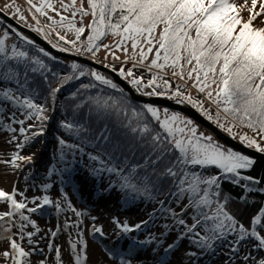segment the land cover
I'll return each mask as SVG.
<instances>
[{
  "label": "snow or ice",
  "instance_id": "obj_1",
  "mask_svg": "<svg viewBox=\"0 0 264 264\" xmlns=\"http://www.w3.org/2000/svg\"><path fill=\"white\" fill-rule=\"evenodd\" d=\"M26 3L36 27L27 24V18L15 0H11L5 8H14L13 15L42 34L53 48L62 52L75 51L111 67L144 96L164 97L177 104L191 105L233 139L238 138L246 148L264 154V0H87V7L85 0H79V4L77 0H26ZM86 16L92 17L87 26L83 24ZM41 17L45 18L43 25ZM12 30V25H8L0 35V66L4 69L0 80H15L17 88H3L0 98L14 105L15 110L0 102V130L12 133L8 143H14L16 150L8 159H0V164L11 166L15 172L33 160V155H22L19 149L43 135V122L50 119L47 106L37 103L33 90L28 87L30 73L42 76L53 99L64 84L85 75L112 89H117V85L98 70L86 72L75 62L70 65L72 74L61 76L39 56H29L27 51L18 50L15 44L9 50L6 41ZM60 30L65 34L61 35ZM53 31L56 42L50 38ZM86 32V40H82ZM68 33H73L74 39H67ZM109 34L117 39L111 44L103 43L102 38ZM15 35L34 44L18 29ZM101 50L107 55L103 60H97V53ZM38 51L46 57L50 56L44 48ZM118 51L123 54V59L117 55ZM108 56L113 61H120L119 69L105 63ZM50 58L56 59L54 56ZM13 60L25 67L15 70L9 66ZM127 64L131 67L125 68ZM187 66L190 67L185 73ZM169 68L172 69L170 75ZM138 69L146 71L149 78L145 79L143 74L136 75ZM49 76L60 82L52 87ZM173 79L181 83L173 86ZM189 81H192L191 87L203 94V98H194L187 91ZM81 87L87 89L96 85ZM119 91L123 92V89ZM72 95L75 97L76 93ZM206 102L209 107H205ZM81 106L78 104L76 108ZM88 106V120L93 116L98 121L115 116L124 136L123 139L113 140L105 123L94 136L92 147L96 154H87L90 160L101 165L93 169L92 175L107 172L118 178L102 187V193L118 187L133 199L144 196L154 200L152 192L155 186L151 183V176H156L158 181L172 178L177 191H169L168 195H176L177 201L185 192L189 193L187 203L181 204L179 212L165 207L167 201L161 199L156 200L157 207L148 214V219L134 225L113 218L122 233L141 230L150 222L155 224L158 212L166 213L165 220L170 219L171 223L160 225L162 230L159 235L149 233L145 241H139L141 244L155 242L159 245L163 255L159 257L158 264H172L168 254L177 247L176 241L184 240L201 253L213 251L217 243L226 242L231 264H235L236 260L240 264H264V202L245 224L230 211V198L220 191L221 180L229 179L249 195L264 194V178L241 171L254 168L255 157L221 144L212 135L199 131V126L192 119L170 112L167 108L162 114L158 107L145 103L137 110L126 106L122 100L99 95L89 97ZM27 121L33 122L25 127ZM61 127L69 137H79L88 131L86 123H80L75 118L62 121ZM18 134H23V138ZM58 143L62 149L67 146L83 151L78 143H68L64 137H60ZM137 153L139 160L130 163V160H136ZM166 159L165 166L157 171ZM189 165H214L220 173L204 177L196 172L189 173ZM201 185L204 187L201 188ZM50 187V184L43 185L44 189ZM26 192L27 189L21 191L15 183L11 191L0 187V205L6 207V210H0V243L5 245L0 248V264H33L32 257L37 252L43 258L35 264H49V257L44 256L43 249L39 247L40 241L44 236L57 237L62 229L70 228L78 231L75 237L69 233V264H87L88 245L83 239V221L66 217L55 230L48 229L44 236L35 239L43 230L32 218V214L43 213L45 206H52L58 214L71 210L77 218L84 213L76 209L67 193L63 194L62 206L61 202L48 195L29 198ZM239 200L250 206L245 196L240 195ZM206 208L211 209V214ZM91 219L95 221L96 217ZM97 233L104 235L102 227L93 224L92 234ZM172 233H175L173 242L165 245L164 241ZM246 243H251L252 251L241 255V248ZM47 248L55 252V264H65L61 246L49 240ZM254 252L259 254L254 255ZM196 254L187 253L189 256ZM108 255L112 256V251ZM121 261L122 264H131L123 257Z\"/></svg>",
  "mask_w": 264,
  "mask_h": 264
},
{
  "label": "rangeland",
  "instance_id": "obj_2",
  "mask_svg": "<svg viewBox=\"0 0 264 264\" xmlns=\"http://www.w3.org/2000/svg\"><path fill=\"white\" fill-rule=\"evenodd\" d=\"M10 2L11 0H0V9L7 13V15L11 16V18H13L20 25L28 28L29 30L32 29H30L27 24H31L33 27L37 26L32 13L27 10L28 5L26 0H15V3L19 5L23 11V15L27 18V24L19 21L18 17L13 15L14 8H5V5ZM34 2H38V0H34ZM77 3L79 4V0H77ZM85 7H87V0H85ZM91 19V16H88L86 19L84 17L83 24L87 26ZM40 20L41 25H43L45 23V18L41 17ZM12 29L13 31L16 30L14 28ZM4 30L5 29L0 28V35L3 34ZM35 33L45 40L42 34L37 32ZM60 34L64 35L65 33L63 30H60ZM87 34L88 33L86 32L82 36V40H86ZM50 38L53 42H56L57 38L54 31L51 33ZM67 39H74V34L68 33ZM115 39H117V37L108 35L103 40V43L111 44ZM9 40L10 36H8L6 41L8 46L10 44ZM45 41L48 42L47 40ZM59 43L63 45V42ZM65 46L70 47L69 45ZM71 52L76 53L75 51ZM105 55H107V53L104 50H101L97 53V60H103ZM117 55L121 56V59H123V54L121 52L118 51ZM83 56L89 57L87 55ZM77 63L79 64V62ZM105 63L112 64L117 69L121 66L120 61H113L111 56H108V60ZM189 67L190 66H187L185 68V73L188 71ZM191 83L192 81L188 82L189 87L187 91H189L193 97L195 96L194 98H199L198 95L203 98V94L198 93L195 88L191 87ZM0 102L8 104L12 110H15V106L11 105L10 102L2 101V98H0ZM55 103V105L59 104V102ZM205 104L207 105V102ZM158 108L161 109L163 114V109L165 108L160 106H158ZM7 111L8 109L6 108L5 114H7ZM169 111L175 112L170 109ZM47 114L50 119L43 123L45 127L44 134L31 141L28 144L29 147L25 146L23 149H19L22 155H33V160L28 164H23V167L15 172L11 166L0 164V187L11 191V188L15 183L21 191L27 189L26 195L29 198L33 196L48 195L50 198L61 202L62 206L64 205V200L62 198L63 194L67 193L68 198L71 200L76 209L84 214L79 218L75 217L71 210L58 214L52 206H49L50 209L43 211V213L37 212L32 214V218L37 221V225L43 230L37 237H35V239H39L40 236H44L45 231L48 229L55 230L57 225H62L64 219L67 217L72 220L83 221V239L87 241L88 245L87 251L89 258L87 260V264H122L121 257L129 260L131 264H158L159 257L163 255V251L159 248V245L155 242H146L141 244L139 241H145L149 236V233L159 235V232L162 230L159 226L163 225L165 222L171 223L170 219L167 221L165 220V216L167 214H160L158 212V219L155 224L150 222L147 227L131 233H122V231L118 229L116 224L113 222V218H117L122 222L127 221L129 225H134L143 219H148V214L154 207H157L156 200L161 199L167 201L165 207H171L179 212L181 204L187 203L188 195L182 196L179 201H177L176 197L169 200L168 194L157 197L155 193L152 192V196L156 198L154 200L148 199L144 196H138L133 199L129 193L126 191H119L118 188L98 194L95 189L98 186L101 187V189L102 187L107 186L109 180L103 178L102 175H99V173H96L95 175L91 174L94 168H99V165H97L95 161L90 160L86 154H81L79 153L80 151L69 149L67 146H64L63 149L61 148L58 143V139L60 137H64L68 143L71 142L72 138L69 137L65 131L58 128V122H60L61 117L55 107L48 110ZM18 115H20V113H18ZM183 116L187 117L185 115ZM195 124L199 126V131L213 136L209 130L200 126V124L196 122ZM26 125L27 123L25 126ZM13 126L15 127L16 125ZM11 135L12 133L10 131L0 130V159H8L11 156V153L16 150L14 143H8ZM18 135L21 139L23 138V134ZM213 137L217 140L215 136ZM235 140L239 141L238 138ZM25 148L28 149L24 152ZM61 150L63 151V159H61ZM22 152H24V154ZM49 173H51V175H49ZM25 177L28 179L26 180ZM44 184H50L51 187L44 189ZM123 194L125 197L122 196ZM17 198L21 199L20 197ZM212 207L214 208L215 205ZM0 210H6V207L4 205H0ZM205 210L211 214V209L206 208ZM93 216L96 217L95 221H92L91 219ZM185 218L187 219V217ZM189 223H191V220H189ZM93 224L97 227H102L104 233L103 236L98 233L95 235L92 234ZM209 224H211V222H209ZM29 230L33 229L29 228ZM77 231L78 229L76 228H70L67 230L62 229L57 237L44 236V239L40 241L39 247L43 249L44 256L49 257V264H55V252L47 248L49 240H52L54 244L61 246V257L65 264H69V255L71 254V250L68 245L69 233H71L72 237H75ZM174 235L175 233H172V235L164 241L165 245L173 242ZM228 239L230 240L231 237L229 236ZM23 243L26 244V241ZM176 245L177 247L173 250V252L168 254V259L172 262V264H231V262L228 261L230 250L226 242H222L220 250L204 251L202 253L197 247L189 243L187 240L182 242L176 241ZM4 246V244L0 243V248H3ZM109 251H112V256L108 255ZM248 251H252L251 243H246L242 246L241 255ZM188 252H196L197 254L195 256H189L187 255ZM253 254L258 255L259 253L254 252ZM42 258L43 256H41L40 252H37L32 257L33 264ZM235 264H240L239 260H236Z\"/></svg>",
  "mask_w": 264,
  "mask_h": 264
},
{
  "label": "trees",
  "instance_id": "obj_3",
  "mask_svg": "<svg viewBox=\"0 0 264 264\" xmlns=\"http://www.w3.org/2000/svg\"><path fill=\"white\" fill-rule=\"evenodd\" d=\"M87 17L88 16H86L85 19ZM6 27L7 25L0 19V28L5 29ZM9 36H10L9 50H11V45L15 44L18 50L27 51L29 53V56H39L41 59H43L48 64L49 68H51L52 71L58 72L61 76L72 74L73 70L71 69L70 65L75 61L54 56L53 54L45 50L46 52L50 54V56L46 57L44 56L43 53H40L38 51L39 48H42V47H40L39 45L35 43L34 44L27 43L26 41L21 39L19 36L15 35V31L13 30L9 33ZM105 38H102V39L104 40ZM51 56L56 57V59L55 60L51 59L50 58ZM79 65L86 72L93 70L92 67L88 65H85L82 63H79ZM9 66L13 67L17 71L25 67L24 64L19 63L16 60L9 62ZM124 67L125 68L131 67V64L124 66ZM3 71H4L3 67L0 66V76H2ZM167 71L169 72V75H170L172 69L169 68L167 69ZM141 74L145 76V79L149 78V74L143 69L136 70V75L139 76ZM76 75H78V73ZM49 80L51 81L52 87H55L60 82L58 79H53L51 76H49ZM177 83H180V82L177 79H173V86H175V84ZM85 84H95L96 87H89L87 89H84L81 87V85H85ZM6 87L16 89L17 88L16 81L15 80H0V90H3V88H6ZM28 87L33 90V94L36 97L37 103L45 104L48 110H51L52 107H55L57 109V112L59 113V116L61 117L60 122H58L59 123L58 128L62 131H65L67 135L69 134L66 132L65 129L61 127L62 121H66V120L71 121L75 118L76 120H79L80 123H86V126L88 127V131L81 134L79 137L72 135L71 142H69V143H78L80 147L83 149V151H80L78 149H74V150L80 151L79 153L86 154V155L89 152L96 154L92 147V144L95 143L94 136L99 133V131L104 127L105 123L107 124L108 128L111 130L113 140L124 138L123 131L119 127V120L115 116H111L107 118L106 120H100V121H98L95 116H93V118L90 120L87 119L89 115V106H88L89 97H97L99 95V96L106 98V97L111 96L113 98L122 100L126 106H130V108H136L137 110H140V108L144 105L142 103L132 101L124 90L123 92L119 91V89L121 88L117 87V89H112L111 87L107 85H103L102 83L95 81L94 78H92L90 75H85L83 77H79L78 79L70 80L69 82L64 84V86L56 94L54 99L49 96L48 85L44 83L43 78L39 73H36V74L30 73ZM72 93H76V96L73 97ZM198 97L202 98L199 95ZM55 102H59V104L55 105L56 104ZM78 104L82 105L79 109L76 108V105ZM205 107H209V105L205 104ZM47 121H44V122H47ZM32 122L33 121H27L26 123H32ZM211 122L215 124L213 121ZM36 123H40V122L37 121ZM25 127H27V125ZM226 134L229 135L228 133ZM28 144H26L25 146L29 147ZM27 149L28 148H25L24 152ZM24 152L22 153L24 154ZM137 160H139V153H137L136 160H130V163H135ZM255 160H256V163H255L254 168L241 170V171L243 173L252 175L257 178H264V160H261V159H255ZM95 162L97 165H99V168H100L101 165L97 161ZM166 163H167V159L159 166V169H157V171L162 169ZM148 171L151 172V169H149ZM188 171L189 173L191 172L199 173L204 177H209V176L220 173V170L217 169L216 166L214 165L213 166L212 165H208V166L189 165ZM143 174L144 173H141V175ZM99 175H102L103 178L108 179L109 183L110 181L115 182L118 180L117 177L107 172H100ZM98 182H99V179H98ZM109 183H107V185ZM151 183L155 186L153 192L155 193L157 197H160L163 195L165 196L166 194L169 193V191H172L174 193L177 191V189L175 188L173 184L172 178H167L165 180L158 181L156 176H151ZM220 184H221L220 191L222 195L228 196L230 198L229 199L230 211L236 214L245 224H247L249 221V218L254 213H256L257 209L261 206V203L264 202V194L255 193V194L249 195L247 191H243L239 186L233 184L232 181L229 179L221 180ZM203 187L204 185H201V188ZM256 187H260V185H257ZM95 191L98 194L101 193V187L98 186L95 189ZM119 191L121 190L119 189ZM200 194L202 195V193ZM184 195H188V198H189V193L185 192L182 196ZM240 195L245 196L250 201V206L243 204L239 200ZM122 196L125 197L124 194ZM173 197L177 198L176 195H171L169 196V200H171ZM47 209H50V207L45 206L44 211ZM221 247H222V242L217 243L213 251L220 250Z\"/></svg>",
  "mask_w": 264,
  "mask_h": 264
},
{
  "label": "water",
  "instance_id": "obj_4",
  "mask_svg": "<svg viewBox=\"0 0 264 264\" xmlns=\"http://www.w3.org/2000/svg\"><path fill=\"white\" fill-rule=\"evenodd\" d=\"M0 19L7 25H12V28L18 29L21 33L29 37L32 41H34L35 44L39 45L40 47L44 48L49 53L53 54L54 56L70 59L75 62L83 63L85 65H88L92 67V69L98 70L103 73L107 78L111 79L113 83L117 85V87L123 89L130 99L134 102L142 103V104H152L154 106H160L167 109H170L175 112H179L190 119H192L194 122L200 124V126H203L207 130H209L215 138L224 144L227 147H231L234 150H238L244 153L249 154L250 156L255 157V159H261L264 160V154H260L255 152L254 149H248L246 148L241 142L233 139L231 136L224 133L222 130H220L215 124H213L211 121L206 119L202 114L197 111L195 108L188 104H177L174 100L163 98V97H146L138 92L135 91L133 86L129 85L127 81L124 78H121L116 72L112 71L111 68H107L103 64H100L96 61H93L89 57H85L80 54H76L73 52H62L57 48H53L51 44L43 40L40 36H38L34 31L29 30L26 27H23L18 22H16L11 16L7 15V13L3 12L0 9Z\"/></svg>",
  "mask_w": 264,
  "mask_h": 264
}]
</instances>
